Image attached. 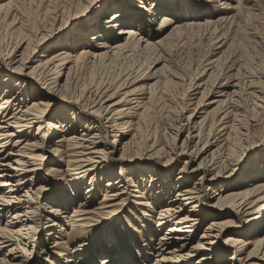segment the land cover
<instances>
[{
    "label": "bare ground",
    "instance_id": "obj_1",
    "mask_svg": "<svg viewBox=\"0 0 264 264\" xmlns=\"http://www.w3.org/2000/svg\"><path fill=\"white\" fill-rule=\"evenodd\" d=\"M28 1L0 0V30L5 27L16 35L12 46L0 48V251L8 248L0 264H264L263 162L256 165L254 159L234 187L226 185L243 163L233 149L234 133L247 143L257 126L255 121L244 124L243 96L255 86L241 78V65L217 73L213 85L193 103L191 93L203 88L197 81L210 72L212 78L216 71L214 61H207L198 77L184 84V106L169 129L170 143L155 132L143 135L144 126L151 124V112L160 106V94L167 97L171 85L185 83L175 73L160 77L170 69V61L161 58L166 43L182 29L201 27L221 41L218 33L234 16L203 25L178 24L168 12H191L185 1L168 4L166 0L164 10L153 0H135L139 4L132 3L134 8L113 1L98 11L89 32L80 29L71 44L66 39L53 44L51 39L58 34H43L34 46L30 36L14 30L17 6ZM251 1L220 0L227 10ZM96 5L87 7L88 13ZM83 8L79 4L73 14L84 20ZM59 12L54 20L60 22ZM155 20L158 29L152 28ZM153 34L159 36L156 42L149 40ZM41 48L45 49L39 54ZM137 51L159 58L147 59L115 82L79 87L81 71ZM252 94L257 102H264L262 91ZM206 101L214 108L198 121ZM56 106L63 107L49 114ZM206 130L208 138L203 141ZM58 135L54 141L52 137ZM112 136L114 142L109 144ZM134 152L141 154L127 155ZM181 160L184 167L176 168ZM64 162L67 175L57 181L55 173L61 171L55 168ZM49 163L54 167L45 170ZM40 183L42 187L35 189ZM56 191L58 195L53 194ZM211 191L214 195L207 199ZM43 196L48 200L45 224L37 219ZM64 225L72 233L67 241L80 230L77 237L84 243L67 248L65 238L60 239L70 231ZM233 227L243 232H234ZM42 233L44 241L37 242ZM39 247L40 252L33 251Z\"/></svg>",
    "mask_w": 264,
    "mask_h": 264
},
{
    "label": "rangeland",
    "instance_id": "obj_2",
    "mask_svg": "<svg viewBox=\"0 0 264 264\" xmlns=\"http://www.w3.org/2000/svg\"><path fill=\"white\" fill-rule=\"evenodd\" d=\"M113 1L127 2L132 8H134L132 3L139 4V2L138 1L135 2V0H29L26 3L18 4L17 6L18 9L16 8L17 12L15 13L17 22L15 24L16 27L14 30L19 31L24 36H30L34 40L33 43L34 46L38 45V42H40V38L43 34H49L51 36L53 34L54 35L58 34L56 38H54L53 40L51 39V42L53 44L54 43L58 44L60 41H63L65 39L70 41L69 44H71V41H75L76 35H80L78 34V31L80 29H82V31L89 32V28H90L89 25L91 24L92 20L95 21L93 23L95 24L96 19L98 18L97 16L98 13L100 11H103L105 7L108 6L110 2L112 3ZM146 1L151 2L152 0H146ZM153 1H155L156 3L160 2V6H159L160 10H164L166 8V7H162L165 5L166 0H160V1L153 0ZM182 1H185V3L191 5L192 7L191 12H185V13L184 11L168 12V13H172V15L178 20V24H185L187 22H197L198 24L200 22V24L203 25L204 24L203 22H206L207 20L216 21L222 16H229V18L234 16V19H231L230 21L225 23L223 26L224 28L223 27L221 28L220 31L221 33H218V36H223L220 39L221 41L214 40L213 39L214 37H212L211 34L209 35L208 29L205 27H201L194 29L191 28L182 29L180 33L176 34L173 40L166 43L167 45L165 46V52L163 53L162 51L161 52L162 55L161 54L160 55L162 59H167L168 61H170L169 62L170 64L168 65L170 69L168 68L164 69L161 72L160 77H163V79H165L166 77L169 76L170 73H175L178 74L180 78L185 79V83H181L179 85H171L167 90L168 91L167 97L165 94L164 95L160 94L161 97L159 104L160 106L157 107L156 110H153L151 112L149 116L151 124L144 126L143 135L147 136L148 134L150 135L155 132V134H157V137L160 140L164 141L167 144L170 143V138L168 135L169 129L172 127V125H174L176 114L184 106L183 99H184L185 91L187 89V86L184 84H187L186 82L189 83L195 78H197L199 73L201 72L202 67L208 64L207 61L209 60L214 61L215 63L214 66H216V71L214 72L212 78H210V74H211L210 72L208 73L207 76L202 78L201 81H197L198 83H201L203 85V88L199 91L197 90V92L193 91L191 93V95H193L191 97L193 103H196V101L200 98L201 93L205 88L208 90V88H210L213 85V82L216 80L217 73L224 74L226 72L225 69L229 65L232 64L241 65V70H240L242 73L241 78L245 79V81L253 82L254 86L256 87V88L253 87L250 90L247 89L249 90L247 91L248 94H244L243 96L244 100H242V105L245 109L244 124L248 125L255 121L257 123V126L256 128L251 129V139L247 143H245L244 138H241L237 133H234L235 139L232 141L234 143L233 149L235 148V150L237 151V155H238L237 161L242 160L243 158V163H241L237 172L229 180H227L226 185L232 188L235 186L236 181L244 175L243 173L247 170V168L252 165V161L254 159L257 160L256 165L258 164L260 165L261 162H263L264 164V148H260L262 145H264V102L263 103L257 102V100L255 99V94H252L253 90H258V91L260 90L263 92V97H264V91H263L264 90V0H252L251 2H243V5L235 10L225 9L224 6L221 5L222 2H220V0H214V1L182 0ZM167 2L168 4L173 2L178 3L179 0H170ZM79 4H81V6H85V8L80 10V13H84L82 15L83 17L86 15L84 20L81 19L79 16H77L76 12L75 14H73V12L75 11V9L78 7ZM93 4H97V5L94 6L92 10H89L90 12L88 13V11L86 10L87 7ZM55 12H59L58 16H60V22H59V18L57 20L56 19L54 20ZM114 12L115 11H112L109 15H106L107 18L110 17L111 14H113ZM165 13L167 12H164V14ZM157 18H160V16H157ZM63 23H64L63 30L59 34L60 24ZM158 23L159 21L155 20V24H153L152 28L158 29L159 27ZM151 30L152 29H149V31ZM7 31L5 27L0 30V48L2 49H6L12 46L15 43L14 41L16 40V35L12 34L10 29H7ZM153 35L155 36V34ZM157 37L159 36L152 37L149 40L151 42H156L159 39ZM80 48L81 47L79 46V48H77V51H79ZM44 49L45 48H41L40 50L41 52H39V54L42 53ZM156 58L159 57H156L155 54H149L148 56V54H144L143 52L137 51L134 52L133 54H130L129 57L127 56V58L126 56L121 57L112 61L111 63L110 62L98 63L93 70L81 71V73L78 76V81L80 80L79 87H82L83 90V86L86 85L89 86L92 83L95 84L100 82H115L119 79H122V76H124L127 72L131 70H135V68L138 69L139 67L146 64L147 59H151V61L153 62L154 59ZM163 64H161L159 67H161ZM154 82L155 80H151L149 83H154ZM158 86L159 89H162V91H164L161 85ZM196 93L198 94L196 95ZM166 100L167 103L165 105ZM187 102L188 101H185V103ZM147 106H150V103H148ZM61 107L63 106L53 107L52 110L49 112V114L57 113ZM193 108H195V106H191L190 109L192 110ZM213 108H214L213 106L211 107L209 105V101H206L204 104V108L199 111L198 121H201L203 117ZM210 122H211V114L209 113L207 120L205 122L206 127L210 125ZM207 131L208 130H206L203 133L205 134V136L203 137V141H206L208 138V136L206 135ZM35 132L36 129L35 131H33V134ZM60 135L56 137H52V139L55 141L57 140V138L60 137ZM185 136L186 134L183 136V138ZM114 139L115 138L113 136L109 137L107 142L110 144L114 142ZM195 142H198V138L195 139ZM211 142L212 141H210V143ZM64 147L66 149L67 147L66 144L64 145ZM250 151L252 153L248 154V152ZM120 154L121 153L117 154L115 156V159H119ZM139 154L141 153L134 152V153H128L127 155H129V157H135L136 155ZM61 164H62L61 167L55 168L61 171L59 173H55V177L57 181L65 180L63 176L67 175L66 172V170L68 169L67 162ZM51 167L54 166L52 163H49L45 168V170H48ZM175 167L176 168L178 167L180 169L183 168L184 160L178 162L175 165ZM259 169L260 168L257 167L255 171L257 170L258 172H260ZM202 173L203 171L195 175L197 177H194V179L196 180L198 176ZM230 175H231V171L227 176L229 177ZM195 180L193 182H196ZM263 180L264 179H262V181ZM37 187H42V184L41 183L37 184V186H35V189ZM224 189L225 192L229 191V188L226 189L225 187ZM63 190L61 189V191ZM53 194L58 195L59 193L56 191ZM42 195L50 196L49 194L44 192H42ZM213 195L214 193L212 191L209 192L207 199H210V197H212ZM45 196H43L41 206H39L38 209L39 212L38 214L40 216L38 215L37 217V219L39 218V220L40 219L43 220L42 221L43 224L46 223V217H43V215L47 214L46 213L47 209L45 208L47 206L46 203L48 202V200H46L47 197ZM100 198L102 199V197L99 194L96 200L100 202L99 200ZM98 202L96 207L99 206ZM71 212H73L72 208L70 209L69 213ZM8 217L9 216H6L5 219L3 217L4 221H6ZM153 217L157 218V213H155ZM135 218L137 217L135 216ZM64 228L69 229V227L67 226H65ZM238 229L239 228H235V227L231 228V230L234 232L236 231L238 233L243 232V230L241 231ZM164 232L165 230L157 235V238L155 239V241H153V244L154 242L155 244L158 242L159 236H161ZM61 234H57L56 236H60ZM71 234H72L71 230L68 232L65 231L63 232L62 238H60V239L65 238L64 239V242L66 243L65 246L69 249L74 244H75L74 247H76L77 244L79 242H82L83 240L81 239V237H77L80 234V230H78V232L75 235V239L73 238L71 241H67V237H69ZM44 235H45L44 233L37 235V239H39L37 242L42 243L44 241V237H43ZM226 237L227 236H224L222 239L224 240ZM58 242H63V241H58ZM82 243H84V241ZM193 244H196V241L192 242L191 245ZM7 250L8 248L0 251V257H3L8 252ZM36 250L37 252H40L42 250V247H39L33 251ZM232 254H233L232 251L228 253L227 259L230 258Z\"/></svg>",
    "mask_w": 264,
    "mask_h": 264
}]
</instances>
